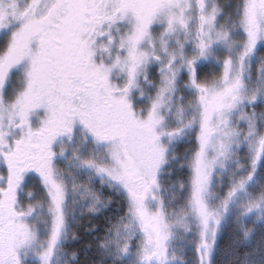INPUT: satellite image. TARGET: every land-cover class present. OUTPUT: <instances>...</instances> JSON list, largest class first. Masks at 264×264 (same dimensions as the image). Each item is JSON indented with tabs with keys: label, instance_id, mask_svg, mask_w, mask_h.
I'll use <instances>...</instances> for the list:
<instances>
[{
	"label": "snow or ice",
	"instance_id": "snow-or-ice-1",
	"mask_svg": "<svg viewBox=\"0 0 264 264\" xmlns=\"http://www.w3.org/2000/svg\"><path fill=\"white\" fill-rule=\"evenodd\" d=\"M0 264H264V0H0Z\"/></svg>",
	"mask_w": 264,
	"mask_h": 264
}]
</instances>
